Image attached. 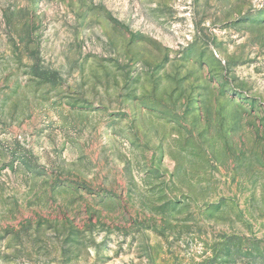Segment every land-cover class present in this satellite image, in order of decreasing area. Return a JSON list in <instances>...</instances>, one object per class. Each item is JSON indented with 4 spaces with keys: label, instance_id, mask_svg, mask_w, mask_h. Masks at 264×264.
Returning a JSON list of instances; mask_svg holds the SVG:
<instances>
[{
    "label": "rangeland",
    "instance_id": "374dc122",
    "mask_svg": "<svg viewBox=\"0 0 264 264\" xmlns=\"http://www.w3.org/2000/svg\"><path fill=\"white\" fill-rule=\"evenodd\" d=\"M0 264H264V0H0Z\"/></svg>",
    "mask_w": 264,
    "mask_h": 264
}]
</instances>
